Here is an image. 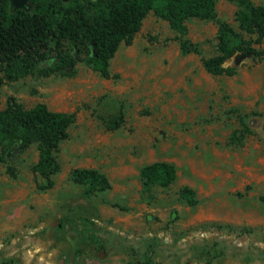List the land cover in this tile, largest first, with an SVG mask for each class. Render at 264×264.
Returning a JSON list of instances; mask_svg holds the SVG:
<instances>
[{
    "label": "rangeland",
    "instance_id": "obj_1",
    "mask_svg": "<svg viewBox=\"0 0 264 264\" xmlns=\"http://www.w3.org/2000/svg\"><path fill=\"white\" fill-rule=\"evenodd\" d=\"M236 10L217 0L215 21L187 20L186 38L199 49L189 55L148 13L109 61L107 79L69 45L72 77L8 82L0 70V111L12 98L26 110L42 103L74 115L49 189L33 171L35 145L10 156L0 146V264H264V59L231 58L224 66L233 76L202 64L217 53L218 23L237 28ZM156 162L175 167L166 188L141 180ZM74 169L97 170L109 188L83 196Z\"/></svg>",
    "mask_w": 264,
    "mask_h": 264
},
{
    "label": "trees",
    "instance_id": "obj_2",
    "mask_svg": "<svg viewBox=\"0 0 264 264\" xmlns=\"http://www.w3.org/2000/svg\"><path fill=\"white\" fill-rule=\"evenodd\" d=\"M33 0L29 10H15L10 0H0V70L3 80L17 81L28 75L59 74L72 77L76 58L63 49L69 45L84 53V62L102 78H109V61L121 44L130 46L143 19L152 12L168 23L176 33L183 55L198 54L199 49L186 38L189 19L216 20L217 0ZM237 6L234 20L237 28L219 22L216 55L202 61L205 71L213 76H233L237 70L225 67L231 58L242 55L253 60L264 59V6L250 0H229ZM57 51L50 56L52 48ZM71 49V50H72ZM2 81L0 80V84ZM74 115L53 112L40 103L31 109L9 99L0 111V146L8 148L6 156L36 146L38 159L33 171L52 187V177L59 171L57 153L68 136ZM118 122L110 125L117 128ZM5 152V151H4ZM10 172V169H7ZM71 180L90 197L109 188L106 177L92 169H74ZM145 187L166 188L176 178L175 167L166 162L146 165L140 170ZM180 196L195 205L194 193L187 188ZM264 204V196L260 197Z\"/></svg>",
    "mask_w": 264,
    "mask_h": 264
},
{
    "label": "water",
    "instance_id": "obj_3",
    "mask_svg": "<svg viewBox=\"0 0 264 264\" xmlns=\"http://www.w3.org/2000/svg\"><path fill=\"white\" fill-rule=\"evenodd\" d=\"M29 0H11L10 1V6H11V9L13 11L15 10H28V7H27V2Z\"/></svg>",
    "mask_w": 264,
    "mask_h": 264
},
{
    "label": "flooded vegetation",
    "instance_id": "obj_4",
    "mask_svg": "<svg viewBox=\"0 0 264 264\" xmlns=\"http://www.w3.org/2000/svg\"><path fill=\"white\" fill-rule=\"evenodd\" d=\"M11 1V0H10ZM33 0H29L28 2H27V7H29V9L31 8V2H32Z\"/></svg>",
    "mask_w": 264,
    "mask_h": 264
}]
</instances>
